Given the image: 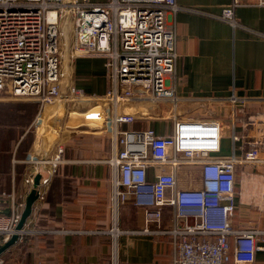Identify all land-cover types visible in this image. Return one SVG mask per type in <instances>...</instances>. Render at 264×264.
I'll return each instance as SVG.
<instances>
[{"label":"built area","instance_id":"2783aa9c","mask_svg":"<svg viewBox=\"0 0 264 264\" xmlns=\"http://www.w3.org/2000/svg\"><path fill=\"white\" fill-rule=\"evenodd\" d=\"M258 4L264 6V0ZM239 5L240 0H233L218 17L237 27L235 9ZM178 10L177 0H0V95L38 102L39 123L61 103L66 113L110 108L108 164L114 215L118 217L128 204L141 209L144 226L132 233L170 237L172 264H226L230 255L232 264H256L257 253H264V242H257L264 231L234 226L232 218L237 210L238 166L264 162V112L234 118V123L241 121L248 129L247 138H242L243 157L221 156L226 125L210 112L207 116L190 112L169 84L179 56L167 21ZM67 11L72 60L105 61L109 88L104 94H88L72 84L61 94L59 42ZM230 103L239 110L245 106L244 100L234 95ZM134 106L139 107L137 112L131 110ZM149 119L169 121L171 131L160 135L149 126L123 128ZM232 128L237 142L235 124ZM63 161L62 153L44 160L29 159L36 174L41 166H51L38 196ZM33 179V175L27 179L31 186ZM182 180L188 187L181 186ZM9 198L14 212L0 214L3 239L25 234L17 230L21 216L16 212L24 203L14 194ZM166 209L172 215L170 225L164 224ZM116 219L109 232L115 238L125 233L117 228ZM111 264H121L115 245Z\"/></svg>","mask_w":264,"mask_h":264},{"label":"crops","instance_id":"0c3cea01","mask_svg":"<svg viewBox=\"0 0 264 264\" xmlns=\"http://www.w3.org/2000/svg\"><path fill=\"white\" fill-rule=\"evenodd\" d=\"M232 2L177 0L180 10L170 14L167 21L168 29L174 31L179 56L169 84L185 100L190 112L209 111L226 125L220 155L242 158V138L248 135V129L241 121L234 123V118L264 112V6L258 0H240L235 9L239 25L233 27L218 17L223 7ZM71 84L88 94H104L109 88L105 61L76 59ZM233 95L244 100L240 110L230 103ZM131 110L137 112L139 107ZM55 112L46 113L39 123L38 102L0 95L1 215L13 214L9 196L14 194L24 203L16 210L22 217L33 190L27 179L37 175L29 159H43L46 124ZM234 124L240 138L237 142L232 138ZM147 126L160 135L171 131L169 121L153 119ZM95 127L105 129L96 125L61 129L47 158L62 153L64 161L33 204L22 229L25 234L0 254V264H111L114 245L121 264H172L170 237L132 233L144 226L141 209L128 204L119 210L118 217L114 215L108 164L111 137ZM123 128L138 130L139 121ZM41 167L43 176H47L51 166ZM237 171L233 225L264 231V162L241 164ZM181 186L186 188L188 184L182 180ZM164 214V224L170 225L171 213L166 209ZM115 218L117 228L125 232L116 238L109 234L115 228ZM10 239L0 238V248ZM257 242H264V236H258ZM226 264H232V255ZM256 264H264L263 252L257 253Z\"/></svg>","mask_w":264,"mask_h":264},{"label":"water","instance_id":"95a60500","mask_svg":"<svg viewBox=\"0 0 264 264\" xmlns=\"http://www.w3.org/2000/svg\"><path fill=\"white\" fill-rule=\"evenodd\" d=\"M69 11L66 12L64 25L62 27L63 38L65 42L64 50V61H63V83H62V95H65L68 87L71 84V67H70V58H69ZM111 116L110 108H95L88 113L84 114H66L64 109H58L52 117L47 121L46 124V133L44 136L45 144L42 150L43 160L49 156V153L55 143L59 140L60 132L62 128H77L85 125H96L101 127H107ZM44 168H40L39 173L33 179V190L29 194L26 207L22 214L21 220L17 226V230L21 231L31 215L33 204L38 198L37 190L41 186V181L43 179ZM19 236L14 234L11 239L0 248V254L6 250L8 247L17 242Z\"/></svg>","mask_w":264,"mask_h":264},{"label":"rangeland","instance_id":"374dc122","mask_svg":"<svg viewBox=\"0 0 264 264\" xmlns=\"http://www.w3.org/2000/svg\"><path fill=\"white\" fill-rule=\"evenodd\" d=\"M65 17V16H64ZM64 21H65V18L62 20V23H61V30H62V27H63V25H64ZM70 29H71V22H70V19H69V58H70V67H71V69H72V66H73V60H72V57H71V44H72V42H71V31H70ZM59 45H60V48H61V55H62V68H63V61H64V50H65V42H64V38H63V35H62V37H61V40H60V42H59ZM102 68V67H101ZM61 94H62V89H61ZM65 107L63 106V103H61V104H59V109H64ZM82 108H84V107H82ZM95 108H105V107H95ZM95 108H92L91 110H93V109H95ZM75 111H76V107H74L73 108ZM65 111H66V108L64 109ZM78 110V109H77ZM91 110H89V108H87V109H83V111L82 110H79L80 112H75L76 114H84V113H88L89 111H91ZM72 112L69 110L66 114H71ZM207 113H209V111H203V112H198L197 113V115H203V114H205L206 116L208 115ZM261 117H264V116H261ZM151 120H153V119H149V120H141L140 122H139V127L140 128H144L146 125H147V123L149 122V121H151ZM101 134L103 133V134H108L109 136H111L112 135V127L111 126H107L105 129H103V128H100V127H95ZM104 130H105V133H104ZM47 159V158H46Z\"/></svg>","mask_w":264,"mask_h":264},{"label":"bare ground","instance_id":"6f19581e","mask_svg":"<svg viewBox=\"0 0 264 264\" xmlns=\"http://www.w3.org/2000/svg\"><path fill=\"white\" fill-rule=\"evenodd\" d=\"M62 31V30H61ZM62 35H63V33H62Z\"/></svg>","mask_w":264,"mask_h":264}]
</instances>
